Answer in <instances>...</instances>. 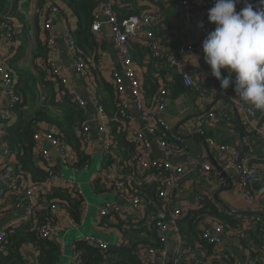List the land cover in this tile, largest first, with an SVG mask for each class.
<instances>
[{
  "label": "crops",
  "instance_id": "0c3cea01",
  "mask_svg": "<svg viewBox=\"0 0 264 264\" xmlns=\"http://www.w3.org/2000/svg\"><path fill=\"white\" fill-rule=\"evenodd\" d=\"M249 3L253 5L254 10L264 9V4H261L260 0H249ZM210 4L211 0H195L196 18L194 36L197 42H200L205 31ZM10 5L16 7L12 11L13 13L9 12L7 15L10 17L9 20L14 27V34L8 43L10 46H5L3 34L0 33V54L9 58L10 68L13 72L15 82H18V74L21 70H25L31 74L28 86L35 91L36 96L34 99H31L29 94H26L27 104L24 107V111L30 115L38 107L50 117L59 121L63 120L67 116L66 105L68 103L66 102V96H64L67 91V86L76 89L86 101V109L88 112L86 124L90 126L92 135L90 140L84 141L82 144L84 146V152L90 154L92 157L90 165H86V167L80 169L75 167V165L71 167L61 164L58 152L51 145H47V147L52 160L43 157L38 160L40 168L47 169L48 166H52L55 171L64 174L66 177L75 178L80 185L79 191L68 189V192L75 198H82L79 222L72 218L69 211L68 213L58 212L51 222V238L61 245L59 264H67L76 253L80 252L76 249L78 240L85 241L86 238L95 237L108 242L109 245L120 246L127 242L129 238L123 230H129L132 227L136 228L137 224L145 225L150 220L147 219L143 211L144 216H142L141 221L139 223L133 221L129 215L131 211L130 201L123 198L119 193L113 192L102 179V175L108 171L110 164L106 162V156L104 155L103 134L95 129L98 117V109L94 103L95 83L96 81L114 83V74L116 72L122 73L124 64L116 48L112 25L108 19L103 18L104 15H101V30L94 35L91 41L92 50L87 56L89 60V71L83 77L76 70L74 62L78 55L76 52L79 50L82 53V51L76 44L75 47L71 46L69 40L63 35L64 30L61 29L62 27L58 28L59 25L61 26V23L65 26H71L73 30L78 26L77 18L68 5L67 0H10ZM123 5L128 10L137 13L149 12L158 18L149 29L161 41L162 55L155 57L148 41L145 39L135 42V44H139L145 49L143 58L136 59L132 52L134 67L141 81L143 82L144 77L151 71L156 76H160L159 80L162 84H167L168 81L173 82L176 76L180 75L186 68V66L181 64L175 66H170L169 64L171 59L179 54L181 47L185 43L182 29L184 17L181 13L180 0H126ZM54 7L58 8L57 11H55ZM51 16H54L55 19L54 24L51 26V32L57 38L54 57L56 62L62 66V74L59 79H52L50 77L51 75L45 71V61L43 58L45 54L46 56L48 55L47 46L45 48L48 38L46 20ZM201 23L203 25L202 27L199 26ZM188 65L192 70V76L195 82L200 88L202 85H206L208 80H217L212 76L210 66H204L202 64L201 54L190 53L188 56ZM221 72L222 76L228 75L223 69ZM62 77L67 80L66 83H63ZM185 88L183 92L178 94L172 91L173 96L168 100L165 111L167 122L173 128L179 126L178 131L184 132L187 125L197 121L206 114L205 112L207 110L219 106H225L229 109L234 117L232 122L227 123L224 120H212L204 128L211 134L208 136H212L218 142H236L239 141L243 132L248 133L250 141L255 144V155L257 158L255 163L260 169L261 174V177L253 181L251 193L259 203H262L264 196V114L262 118L258 116V118L252 120L251 124L247 125L244 129L240 122V115L242 113L235 108L236 104L233 100V92L235 91L232 86L226 89L225 94H219L217 96L206 88H201L207 91L205 96H200L196 89L188 88L187 86ZM120 91L122 98L128 99L131 97L130 81L127 78L123 79ZM16 92L22 97V92L18 90ZM35 99H37V102H35ZM3 104L4 97L0 85V112L3 109ZM15 112L16 114L7 123L0 122L1 139L5 135L4 127L7 124L12 125L17 122L19 114L18 111ZM130 112L134 116L138 126L142 128L141 110L135 105H131ZM104 122L107 131L109 133L112 132V124L110 123L108 115H106ZM237 124H240L242 128L237 127ZM39 126L42 129L59 132L57 126L49 122L48 119L40 120ZM204 138L207 142V138ZM186 139L190 151L189 153L182 154L181 157L195 158L200 164L208 165L211 168L206 170L201 166L189 169L186 172L181 179L182 191L179 194L180 202L188 204L192 207L191 209L198 208L201 206L202 199L207 196H211L213 201H215L213 198L214 192L218 188L226 186L228 188L220 193V198L235 209L250 210V205L244 200L237 189L235 174L227 170L224 166L223 160L225 155L219 153L217 149L209 144L208 150L200 138L188 136ZM2 149L3 147L0 144V162L3 157ZM115 151L116 158L121 159L122 157H120L116 147ZM153 152L156 157L160 159L164 158L163 151L156 146ZM12 159L15 160V156ZM114 164L116 171L120 175L126 174L118 159H116ZM130 167H134L133 162H131ZM26 180L33 182L30 176L24 178L25 184ZM62 188L61 182L57 178L40 184L34 197L24 199L20 207L21 209L17 208L12 212L0 216V228L5 226L9 220L28 212L31 207H34L35 210L41 208L48 210L49 201L47 195L55 190H64ZM85 189H89L93 194L103 195L105 198L94 210L91 209L93 204L87 198ZM104 204H115L120 208V211L114 216L101 218L98 210ZM221 209L224 210L222 207ZM36 217L39 220L38 214H36ZM216 221L214 219L203 220L202 230L209 228ZM168 235L170 243L174 242L173 233H169ZM226 237L227 239L224 244H228V241L233 242L237 240V238L230 239L228 235ZM243 251L245 252L247 249L243 248ZM171 252H173L172 248ZM25 253L29 255L31 264H38V256L34 248L31 246L27 247ZM215 254L217 260L220 261L222 257L229 258V255L224 250V246L217 248ZM258 256H260V253ZM241 257L243 256L241 255ZM207 258L210 260L212 257ZM261 264H264V257L262 256Z\"/></svg>",
  "mask_w": 264,
  "mask_h": 264
},
{
  "label": "built area",
  "instance_id": "2783aa9c",
  "mask_svg": "<svg viewBox=\"0 0 264 264\" xmlns=\"http://www.w3.org/2000/svg\"><path fill=\"white\" fill-rule=\"evenodd\" d=\"M126 0H104L100 9L97 11V15L92 24V31L94 34L101 30V15L108 17L112 25L113 38L115 40L118 53L121 55L124 70L122 73L114 74V83L121 90L123 79L127 78L130 81L131 97L122 98V122L126 123L130 137L137 144V155L135 157L134 164L138 167L137 174L133 175H120L116 171L115 167L110 164L108 171L102 175V179L107 186L113 192L119 193L123 198L130 201L131 211L129 215L133 221L139 223L143 216V199L138 193L135 185H132V181L138 180L143 182L157 181L161 182L158 197L161 200L160 210L157 214V232L164 242L162 249H156L154 247H148L145 249V257L151 259L149 263L153 264L158 262L159 264H179L178 258L185 256L186 241L181 236L176 226V218L185 216L192 208L188 204L180 202L179 194L182 191L181 179L189 169L204 167L208 170L211 167L205 164H200L195 158H182L183 154H176L172 147L167 144V141L159 134L160 127L165 132L176 133L177 140L183 141L184 138L192 136L193 134H204V127L208 122L212 120H224L230 123L234 120L232 113L225 106H219L217 108H211L207 110L201 118L197 121L187 125L182 131H175L174 128L167 122L165 117V111L167 108V102L171 98V89L167 86H162L159 95L153 106L147 105V101L144 97L143 84L141 78L134 67V59L130 50L131 42H139L143 39L147 40L149 46L155 57L162 55V43L149 29L155 20L158 18L153 16L149 12H141L131 15L123 22L119 21L115 6H124ZM249 2V0H247ZM245 0H241L240 4L236 5V10L239 11L244 7ZM181 13L184 17L183 32L185 43L181 47L179 54L171 59L170 66L183 65L186 66L185 70L181 73L182 80L188 88L196 89L200 96H205L207 91L202 90L195 82L192 76V70L188 65V56L193 53L201 54L202 50L198 47L194 36V25L196 18L195 0H180ZM125 7V6H124ZM57 11V7H54ZM54 16L48 17L46 20V28L48 30L47 46L48 56L45 60V71H47L52 79H59L62 74V66L55 60V45L56 36L51 32V26L54 24ZM13 25L10 20L0 21V33L3 34L4 45H8L12 38ZM72 27L66 26L63 31L64 37L69 40L70 45L75 47V42L72 35ZM78 54V51L76 52ZM9 58L0 54V85L2 88V95L4 97L3 109L0 112V122L7 123L16 114V107L23 102L22 97L16 92L15 79L13 72L10 68ZM75 62V68L81 76H85L89 71L88 58H83L77 55ZM63 83H66V79L62 77ZM231 86V85H230ZM233 87V86H232ZM226 89H213L210 92L215 96L219 94H225ZM68 96L78 104L79 107H86V101L77 92L76 89L67 86ZM121 92V91H120ZM233 100L236 104V110L240 111V122L245 128L251 124V121L258 118V115L254 109L247 105L240 97L233 92ZM94 103L98 109V117L95 125V129L99 133L103 134V150L106 156V162L108 158L113 156L116 158L115 143L111 135V132L107 131L104 119L106 117V111L103 106L99 104L94 98ZM135 105L141 112V120L143 127L140 128L135 121L134 116L130 112V106ZM91 128L88 124L85 126V132L83 138L85 141L91 139ZM34 141L38 145V150L43 158L52 160L47 145H51L56 149L59 155L61 164L74 166L75 158L73 152L68 148L65 141L58 135L57 132L50 131L48 129L38 128L34 133ZM207 142L213 146L219 153H223L224 166L227 170L232 171L236 176L237 189L240 192L244 200L250 205V210H259L264 212V197L262 203L256 200L255 196L251 193L253 181L261 177L260 169L256 165V155L253 143L250 141L248 134L243 135L239 141L234 143H222L218 142L215 138H208ZM0 144L2 149V161L0 162V202L8 200L11 193L20 197V203L17 205L20 208L24 199L34 197L37 193L39 185L24 179H21L15 173V165L12 157L14 152L9 143L0 138ZM159 148L164 153V158L160 159L154 155V147ZM50 180L57 178L60 180L63 188L69 190L79 191V183L75 178L66 177L64 174L55 171L53 168L49 169ZM137 181V182H138ZM146 181L144 183H146ZM211 198V196H207ZM206 198V197H205ZM204 199V198H203ZM202 199V200H203ZM203 202H201V206ZM50 212L54 217L58 212L68 213V206L64 203H52L50 204ZM21 209V208H20ZM120 211V208L115 204H104L99 207L98 214L101 218L114 216ZM36 210L31 207L28 212L22 216L9 220V222L0 228V259L2 251L4 250V242L7 233L13 229L21 228L24 226H33L39 229V220L35 214ZM259 220L261 217H257ZM143 225L137 224L136 228H140ZM135 228V227H133ZM43 236L51 237L52 227L51 223L44 226L41 229ZM202 237L207 242L214 244L215 246H223V239H227L235 235V233H226L225 225L216 221L209 228L203 229ZM215 234H214V233ZM169 233H173L174 242L170 243ZM220 234V236H218ZM85 241L88 244L94 245L101 250H107L109 243L95 237L86 238ZM129 242H125L128 244ZM235 244H231L232 247L237 246L239 240L233 241ZM172 245L174 248H172ZM171 248L173 252H171ZM238 248V247H236ZM224 250L229 257H232V248L224 246ZM171 253L176 255V258L171 262L168 261L169 257H172ZM236 259L234 264H241L239 258ZM24 260L26 264H31L30 257L27 253H24ZM84 262L83 254L76 253L74 257L67 264H82ZM106 264V263H101ZM192 264H198L192 263Z\"/></svg>",
  "mask_w": 264,
  "mask_h": 264
},
{
  "label": "trees",
  "instance_id": "16d2710c",
  "mask_svg": "<svg viewBox=\"0 0 264 264\" xmlns=\"http://www.w3.org/2000/svg\"><path fill=\"white\" fill-rule=\"evenodd\" d=\"M68 5L73 10L78 22L76 29L72 31L73 39L78 48L82 51L78 56L86 58L89 52L92 50L91 41L94 37L92 31V24L97 15V11L102 6L104 0H67ZM241 0L237 3L240 4ZM215 0H211L210 9L214 6ZM18 8V7H17ZM119 21L123 22L133 14H138L135 11L128 10L124 6L114 7ZM16 7L10 5V0H0V21L9 20L7 16L9 12L13 13ZM19 9V8H18ZM215 24L206 21L205 31L200 39L198 47L202 50L201 62L204 66H209L205 63L204 53L202 49V42L207 35L214 30ZM12 35L14 32H11ZM47 44L45 45L46 48ZM90 47V48H89ZM48 50V46H47ZM131 53L133 52L136 59H142L145 53V49L135 42L130 43ZM132 54V56H133ZM48 56V55H47ZM46 54L43 56L44 61L47 59ZM18 82L15 83L16 91L22 92L23 102L19 104L15 111H18L19 117L14 124H7L4 127V140H6L12 148L15 156V173L21 179L26 176H30L31 180L40 185L50 180L49 169L52 166H48L47 169H42L38 165V160L42 158L39 153L38 145L34 141V133L40 128V120L48 119L49 122L57 126L58 135L65 141L68 148L72 150L75 158L74 165L77 168L82 169L86 165H90L91 156L84 152L83 134L85 132V126L87 121V109L86 107H79L67 94L66 111L67 116L63 120L59 121L50 117L47 113L37 107L36 110L30 115L24 111V107L27 104V95L31 99L35 98V91L30 89L29 79L31 74L25 70H21L18 74ZM159 75L156 76L151 71L144 77L142 82L144 97L147 101V105L153 106L159 95L162 86H167L171 89V97L173 92L176 94L183 92L186 88L182 81L181 74L177 75L173 82H167L162 84L159 80ZM202 89H220V83L217 80H208L206 85L201 86ZM173 91V92H172ZM95 96L99 104H101L106 111L112 124L111 135L114 139L115 147L118 149L121 159L114 158L113 156L108 158V164L115 166L114 162L118 159L120 165L126 174L123 175H136V165L130 167L131 162H135L137 155V144L130 137L127 124L122 122L121 117L122 110V96L118 86L112 82L96 81L95 83ZM38 98V97H36ZM37 102V99H35ZM245 102V101H244ZM250 105L256 114L262 118L264 110L255 109L253 105ZM237 127L242 128L240 124ZM245 129V128H244ZM159 134L167 141V144L173 148L176 154L189 153V144L187 139L183 141L177 140L176 133L165 132L160 127ZM244 133L240 136L247 135ZM204 137L213 138L204 129ZM222 142V141H221ZM237 142V141H236ZM225 144L234 142H222ZM254 149H255V144ZM132 181V185H135L138 193L141 195L144 204V214L147 217L148 222L141 228H131L123 230L128 235V244L110 245L107 250H101L94 245L88 244L84 240H78L76 249L83 254L84 262L82 264H145L149 263L151 259L145 257V249L148 247H154L156 249H162L164 242L161 241L157 232V214L160 210L161 200L158 197V191L161 182L151 181L137 182ZM146 181V183H144ZM64 190H55L47 195L49 201V207L52 203H64L68 206L72 218L77 222L80 219V211L82 208V198H75L68 192L67 188ZM264 197V196H263ZM201 202L203 205L190 209L189 212L182 217L176 218V226L181 236L186 241L184 249H186L185 256L178 258L179 264H192L198 262V264H234L236 260L234 257H222L221 261L217 260L215 251L220 246H215L212 243L207 242L202 237V221L205 219H214L225 225L226 233L232 232L235 235L231 238H237L239 243L237 246L239 254L235 252V247H232L233 242L224 244L223 246H229L232 248V256L239 258L241 264H261V256L264 257V218L260 220L254 215H232L222 210L221 207L213 201L212 197H206ZM20 203V197L11 193L8 200L2 202L0 208V216H3L9 212L17 209V205ZM48 210L41 208L36 210L35 214L39 217V229L33 226H24L21 228L13 229L7 233L4 250L0 259V264H26L24 260V253L27 247L34 248L36 255L38 256V264H59L61 257V245L54 241L51 237L43 236L41 229L50 224L53 221V216ZM144 216V215H143ZM141 221V220H140ZM139 221V222H140ZM136 222V221H135ZM137 223V222H136ZM113 227V226H111ZM246 236V237H245ZM250 238V240H249ZM235 245V244H234ZM240 246V247H239ZM242 247V248H241ZM246 248L247 251H243ZM260 253V256L257 255ZM248 254V255H247ZM241 255L243 257H241ZM207 257H212L208 260ZM215 257V259H213ZM176 258V255L172 254L168 261L171 262ZM243 258V261H242ZM144 260H146L144 262ZM153 264H159L155 262Z\"/></svg>",
  "mask_w": 264,
  "mask_h": 264
},
{
  "label": "clouds",
  "instance_id": "9594fccd",
  "mask_svg": "<svg viewBox=\"0 0 264 264\" xmlns=\"http://www.w3.org/2000/svg\"><path fill=\"white\" fill-rule=\"evenodd\" d=\"M238 2L215 0L209 9L215 28L202 42L204 60L222 89L231 85L240 99L264 110V9L254 10L245 0L237 11Z\"/></svg>",
  "mask_w": 264,
  "mask_h": 264
},
{
  "label": "water",
  "instance_id": "95a60500",
  "mask_svg": "<svg viewBox=\"0 0 264 264\" xmlns=\"http://www.w3.org/2000/svg\"><path fill=\"white\" fill-rule=\"evenodd\" d=\"M103 18H106L108 19V17L104 16ZM61 28L62 30H65L66 26L61 23V26L59 25L58 28ZM61 30V31H62ZM178 127L179 126H176L174 128V130L177 132L178 131ZM193 137H197V138H200L201 140H203V142L205 143V146L206 148L209 150V145L208 143L205 141V138L203 135L197 133V134H193L192 135ZM225 175V174H224ZM228 187L224 186V187H220L218 188L214 194H213V198L215 199V201L229 214H234V215H245V214H249V215H254V216H257V217H261V218H264V212L262 211H259V210H238V209H235L233 208L232 206H230L229 204H227L226 202H224L221 198H220V193L223 191V190H226ZM214 233V232H213ZM215 234V233H214ZM218 236H220V234H218ZM223 244L225 243V239H223ZM172 248H174V246L172 245ZM235 252L236 253H239V249L235 247Z\"/></svg>",
  "mask_w": 264,
  "mask_h": 264
},
{
  "label": "rangeland",
  "instance_id": "374dc122",
  "mask_svg": "<svg viewBox=\"0 0 264 264\" xmlns=\"http://www.w3.org/2000/svg\"><path fill=\"white\" fill-rule=\"evenodd\" d=\"M85 193L88 199L91 200V203L93 204L91 206V209L94 210L95 208L98 207V205L101 204V202L105 199L104 196L98 195V194H93L89 189H85ZM97 206V207H96ZM259 253H257L258 255Z\"/></svg>",
  "mask_w": 264,
  "mask_h": 264
}]
</instances>
